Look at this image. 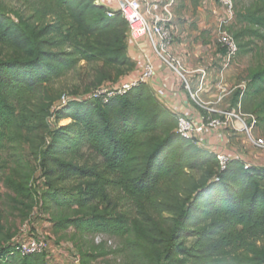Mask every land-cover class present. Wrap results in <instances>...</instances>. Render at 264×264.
Masks as SVG:
<instances>
[{"label":"trees","instance_id":"1","mask_svg":"<svg viewBox=\"0 0 264 264\" xmlns=\"http://www.w3.org/2000/svg\"><path fill=\"white\" fill-rule=\"evenodd\" d=\"M51 1L50 22L45 15L14 14L0 2V127L10 134L26 127L33 147L36 133L45 134L33 152L39 170L17 167L5 181L22 200L25 217L35 209L45 214L51 203L61 211L50 217L56 232L75 228L117 238L121 246L114 250L127 264H264V171L245 169L240 159L220 171L213 152L176 133L177 115L148 85L107 103L69 102L54 113L66 93L46 92L16 115L10 93L28 96L82 61L103 64L106 73L94 89L134 69L127 55L128 23L119 12L110 17L96 0ZM250 1L237 12L235 23L242 29L235 35L230 29L239 54L248 52L243 37L264 39V0ZM261 94L264 67L250 72L244 97ZM62 121L70 123L61 126ZM83 141L115 179L78 164L74 151ZM72 180L77 181L72 190L62 187ZM109 188L134 204L133 215L117 211ZM13 239L0 225V264H55L50 252L22 257ZM189 239H195L191 246ZM105 247L80 250L79 263L112 254Z\"/></svg>","mask_w":264,"mask_h":264},{"label":"rangeland","instance_id":"2","mask_svg":"<svg viewBox=\"0 0 264 264\" xmlns=\"http://www.w3.org/2000/svg\"><path fill=\"white\" fill-rule=\"evenodd\" d=\"M0 2L7 5L12 13L22 15L25 18L32 15H45V22H50L54 19L53 14H47L49 7L53 4L51 0H0ZM251 5L252 2L250 0H235L237 12L249 8ZM242 27L243 25L234 23L230 29L235 35ZM240 43L244 45V49L248 52L246 54H239L234 61L238 65V69L233 88L241 85L243 82H248L250 72L264 67V39L243 37ZM101 73H106L102 63L98 61H82L75 69L66 72L62 77L53 80L49 85L39 87L28 96L21 98L15 93H10V102L14 107L16 115L21 116L35 104L39 103L46 92L66 93L70 96L81 95L87 93V91L90 92L97 86L98 77ZM263 101L264 94L253 98L251 96L244 97L241 111L244 114L257 113L259 125L256 133L264 138ZM67 124L68 121L60 123L61 126ZM36 134L38 135L37 138H34L35 144L33 147L29 143V139L33 137L26 127L23 126L22 129L15 130L14 134L7 133V131L0 127V225L10 235L14 236L13 241L38 236L45 239L50 251L53 253L51 256L55 264H80V250L86 252L92 249L97 244V235L81 234L75 228L56 232L54 223L50 220V217L61 211L51 203L48 204L49 210L45 214L35 209L30 213L28 218L25 217L26 210L21 204L22 200L17 198L5 185L6 179L11 175L12 170L17 167L24 168L27 165H31L33 168L39 170L33 152L37 151L45 134L42 132H37ZM74 157L78 164L88 168L104 170L111 179H115V175L110 170H107L103 159L92 150L88 142L83 141L81 143L80 147L74 151ZM37 175L40 177L39 172ZM76 184L77 181L72 180L62 187L66 190H72ZM39 185L42 191L46 190L42 182ZM108 191L113 205H117V211L128 215L134 214V204L125 199L121 192L113 188H109ZM112 241L116 246L111 250L109 249L110 252L112 251V254L100 258L94 264H127L125 255L120 252L117 253L114 250L120 249V240L113 238ZM194 242L195 239H189L188 245L191 246Z\"/></svg>","mask_w":264,"mask_h":264},{"label":"crops","instance_id":"3","mask_svg":"<svg viewBox=\"0 0 264 264\" xmlns=\"http://www.w3.org/2000/svg\"><path fill=\"white\" fill-rule=\"evenodd\" d=\"M150 1L171 4L170 27L175 35L171 55L181 63L185 78L165 64L155 53L151 42L145 39L128 42L127 55L134 63V69L121 79L127 80L129 76L139 74L143 63L150 59L156 67V74L149 87L157 99L173 113H188L196 117L205 114L207 110H214L216 112L213 115L220 116L226 111L242 109L247 82L233 88L238 65L234 62L223 69L226 51L217 42L218 26L224 17L219 0ZM102 2L108 7H114L113 0ZM201 71L207 73L202 89ZM220 81L227 85L230 94L218 103L216 85ZM239 138L237 140L236 135L231 134L222 144L218 137L208 135L207 148L226 152L233 157L240 156L244 162L253 165H264V154L250 145L245 134Z\"/></svg>","mask_w":264,"mask_h":264},{"label":"built area","instance_id":"4","mask_svg":"<svg viewBox=\"0 0 264 264\" xmlns=\"http://www.w3.org/2000/svg\"><path fill=\"white\" fill-rule=\"evenodd\" d=\"M114 7L104 5L102 0H96V5L105 7L111 17L119 12L128 23V42L149 40L158 57L173 70L179 72L183 78L181 63L171 55V47L174 43L175 35L170 27L172 20L171 4L151 2L150 0H113ZM223 9L224 17L218 26L217 42L225 49V60L223 69L231 66L239 54V45L230 31L231 26L236 22L237 11L235 0H219ZM137 75L129 76L127 80L117 82H107L90 92L81 95L64 94L60 101L53 107L52 112L62 108L69 102L101 101L107 103L109 100L125 95L127 92L140 84H149L154 80L156 67L150 59H147ZM202 80L200 88L204 85L207 76L206 71H201ZM189 89V85L186 84ZM218 91V103L223 102L230 90L227 85L220 81L216 85ZM171 111V110H170ZM216 111L207 110L205 114L190 116L188 113L176 114L178 125L176 133L183 139L194 142L198 147L213 152L220 164V171H224L233 159H240V156H231L226 152L208 149L206 137L208 135L218 137L222 144H225L231 134L236 135L240 140V135L245 134L250 145L264 154V138L257 135L256 129L259 119L255 114H244L241 109H233L214 116ZM243 161V160H242ZM245 169L257 168L264 171V165H253L244 162ZM97 245L106 244L107 247H116L112 239L104 235L96 237ZM16 250L22 256L50 252L48 243L42 237L22 238L13 241Z\"/></svg>","mask_w":264,"mask_h":264},{"label":"bare ground","instance_id":"5","mask_svg":"<svg viewBox=\"0 0 264 264\" xmlns=\"http://www.w3.org/2000/svg\"><path fill=\"white\" fill-rule=\"evenodd\" d=\"M68 124H69V121H68Z\"/></svg>","mask_w":264,"mask_h":264}]
</instances>
